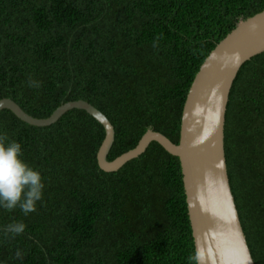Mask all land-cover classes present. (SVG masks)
Listing matches in <instances>:
<instances>
[{
    "label": "trees",
    "instance_id": "16d2710c",
    "mask_svg": "<svg viewBox=\"0 0 264 264\" xmlns=\"http://www.w3.org/2000/svg\"><path fill=\"white\" fill-rule=\"evenodd\" d=\"M263 10L264 0H0V100L39 119L67 102L90 103L114 128L108 161L147 131L177 144L201 64ZM224 124L241 229L254 264H264V52L241 66ZM2 133L22 145L45 188L27 216L0 207V264H190L180 162L158 143L104 172L96 160L104 129L83 110L36 127L5 109ZM16 221L23 234L5 235Z\"/></svg>",
    "mask_w": 264,
    "mask_h": 264
},
{
    "label": "water",
    "instance_id": "95a60500",
    "mask_svg": "<svg viewBox=\"0 0 264 264\" xmlns=\"http://www.w3.org/2000/svg\"><path fill=\"white\" fill-rule=\"evenodd\" d=\"M264 52V10L239 23L209 53L198 69L182 108L179 141L147 131L135 148L107 160L114 128L107 117L86 101L59 106L45 119L25 113L11 99L0 100V112L36 127H46L72 109L85 111L104 129L96 154L104 172H116L140 156L151 142L179 159L188 221L194 250L205 254V264H254L231 191L224 150L225 114L232 84L241 66Z\"/></svg>",
    "mask_w": 264,
    "mask_h": 264
},
{
    "label": "clouds",
    "instance_id": "9594fccd",
    "mask_svg": "<svg viewBox=\"0 0 264 264\" xmlns=\"http://www.w3.org/2000/svg\"><path fill=\"white\" fill-rule=\"evenodd\" d=\"M30 87H39V82L29 78ZM22 145L10 140L7 133L0 134V207L11 212L19 208L25 216L37 210V202L42 200L43 177L23 158ZM26 225L21 221L8 224L5 235L11 233L13 238L23 234ZM17 258L22 253L17 250ZM190 264H205V254L199 248L189 256Z\"/></svg>",
    "mask_w": 264,
    "mask_h": 264
},
{
    "label": "bare ground",
    "instance_id": "6f19581e",
    "mask_svg": "<svg viewBox=\"0 0 264 264\" xmlns=\"http://www.w3.org/2000/svg\"><path fill=\"white\" fill-rule=\"evenodd\" d=\"M195 77V76H194ZM194 79V78H193ZM193 81V80H192ZM181 115H182V113H181ZM144 153V152H143ZM237 209V208H236ZM239 216V215H238Z\"/></svg>",
    "mask_w": 264,
    "mask_h": 264
}]
</instances>
